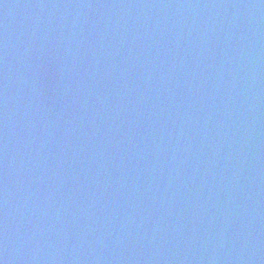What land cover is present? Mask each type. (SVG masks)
I'll return each mask as SVG.
<instances>
[{
	"label": "water",
	"instance_id": "water-1",
	"mask_svg": "<svg viewBox=\"0 0 264 264\" xmlns=\"http://www.w3.org/2000/svg\"><path fill=\"white\" fill-rule=\"evenodd\" d=\"M0 264H264V0H0Z\"/></svg>",
	"mask_w": 264,
	"mask_h": 264
}]
</instances>
